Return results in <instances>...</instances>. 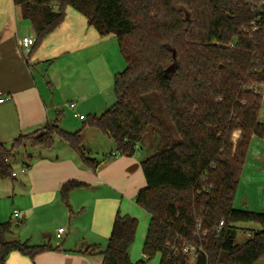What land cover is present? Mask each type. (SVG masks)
I'll list each match as a JSON object with an SVG mask.
<instances>
[{
    "label": "trees",
    "instance_id": "1",
    "mask_svg": "<svg viewBox=\"0 0 264 264\" xmlns=\"http://www.w3.org/2000/svg\"><path fill=\"white\" fill-rule=\"evenodd\" d=\"M35 31V49L60 26L68 6L100 35H115L126 67L114 78L115 103L89 115L70 132L59 117L40 129L0 141V178L14 179L13 160L27 147L52 148L61 138L87 168L83 130L111 138V155L134 156L153 139L156 151L141 165L146 186L136 203L150 216L144 259L132 261L138 218L116 212L105 248L76 251L102 256V264H259L264 257V211L235 208V197L254 137L264 139V0H14ZM255 22V25H253ZM176 66L174 70L172 67ZM239 135L235 137L236 133ZM31 166V154L27 155ZM88 184L69 180L60 198L71 216V193ZM259 223L244 241L237 224ZM23 221L19 222V224ZM0 219V264L12 252L31 259L60 251L50 242L32 244ZM186 247L194 252H185Z\"/></svg>",
    "mask_w": 264,
    "mask_h": 264
},
{
    "label": "crops",
    "instance_id": "2",
    "mask_svg": "<svg viewBox=\"0 0 264 264\" xmlns=\"http://www.w3.org/2000/svg\"><path fill=\"white\" fill-rule=\"evenodd\" d=\"M26 36L35 39L31 22L22 16L14 0H0V91L10 96L0 103L1 142L10 145L19 135L40 129L58 117L59 125L66 129V109L68 116L80 119L74 114L86 118L82 111L85 107L93 112L90 115H100L115 103L114 78L126 67L115 35H100L86 16L68 6L63 23L35 49L22 48L20 40ZM72 101L74 108L69 105ZM256 139L251 144L256 147L252 164L264 165V142ZM140 150L130 157L111 155L110 151L97 157L100 165L94 171L84 166L78 153L64 141L55 140L52 148L27 145L20 155L24 158L21 173L25 175L23 186L30 205L14 208L13 212L18 210L25 218L56 209L66 215L69 228L60 242L57 231L55 235L45 234L48 242L60 245L62 250L42 252L35 259L12 252L7 263L102 264V256H86L76 250L91 244L105 248L119 209L146 223L150 221L149 215L133 209L137 193L146 186ZM28 154L32 159L29 168ZM15 174L14 178L18 176ZM69 180L88 184L70 195V205L76 212L73 216L60 198V188ZM146 230L144 227L137 235L144 238ZM14 236L24 240L16 230Z\"/></svg>",
    "mask_w": 264,
    "mask_h": 264
},
{
    "label": "rangeland",
    "instance_id": "3",
    "mask_svg": "<svg viewBox=\"0 0 264 264\" xmlns=\"http://www.w3.org/2000/svg\"><path fill=\"white\" fill-rule=\"evenodd\" d=\"M81 104H79L80 106ZM105 109V108H104ZM84 114L88 117L90 113L87 108H83L82 110ZM260 120L264 122V100L262 103ZM84 125V120L73 118L72 115L67 114L66 109V130L70 132H75L81 129ZM85 132V131H84ZM83 132L84 146L86 153L93 157H103L104 154L109 153L112 150H115L116 146L114 141L101 134L99 131L94 129L86 130ZM238 136L236 133L235 137ZM55 140H58L59 143L63 142L59 137H56ZM256 140H260V142H264L262 139L257 137ZM27 145L30 148H39L33 147L30 141H27ZM156 143L153 139H147L144 143H142V148L140 153L143 155V158L150 156L152 153L156 151L155 147ZM252 150L248 154L246 163L242 170L240 184L235 197V208L237 209H247L253 211H264V165L260 164H252V158L254 151L256 150L255 143L252 145ZM21 154V153H20ZM18 155L13 160V168L14 171L18 173V176L14 179L0 178V219L2 221H11L13 224L14 230L16 233L20 235L24 240L30 239L33 243H43L44 241L48 242V238H45V234L47 235H55L57 228L59 226H64L65 228H69V223L66 222V215L62 216L58 214L55 210L52 209L49 211H45L42 215L36 214L35 216L27 215V217L23 218V223H17V220L12 217V212L14 208L23 209L22 206L30 205V199L28 195L25 193V188L23 183L25 182V175L21 173V167L23 164V156ZM133 209L137 210L141 215L148 216L149 214L140 207L136 201L133 203ZM137 212V213H138ZM70 215L68 214V218ZM137 217V216H136ZM138 218L139 225L138 231L144 230V227L148 231L149 222L146 223L143 218ZM74 220V219H73ZM238 230V241H244L249 237L248 232L253 230H259L263 227L259 223L255 222H240L237 224ZM144 238L138 236L136 234L135 242L131 247V259L132 261H138L144 259L143 257V246H144ZM66 238V234L64 236ZM46 239V240H45ZM53 243L55 239L52 240ZM62 241V240H61ZM108 243V242H107ZM107 246V244H106ZM105 246V247H106ZM98 257V255L96 256ZM160 255H157L155 258L151 260L145 259V264H159ZM259 264H264V257L259 261Z\"/></svg>",
    "mask_w": 264,
    "mask_h": 264
},
{
    "label": "built area",
    "instance_id": "4",
    "mask_svg": "<svg viewBox=\"0 0 264 264\" xmlns=\"http://www.w3.org/2000/svg\"><path fill=\"white\" fill-rule=\"evenodd\" d=\"M253 25H255V22H253ZM34 44H35V39L32 38V37H29V36L23 37V38L20 40V45L22 46L23 49H25V50H27V51H30V50L32 49V47L34 46ZM254 89H255L256 92L261 93V94L263 95V97H264V90L260 89L258 86H255ZM8 99H10V96H9V95H5V94H3V93L0 91V103H3V102H5V101L8 100ZM69 105H70L72 108H74V107H75V102L72 101V102H70ZM74 116H75V117H78V118H80V119H85V116L82 115V114H80V113H75ZM13 175L15 176L16 174L14 173ZM13 215H14L15 218L18 219V222H21V221L23 220V215H22V213H21L20 211L15 210V211L13 212ZM66 231H67V230H66V228H64V227H60V228H58V230H57V239H58L59 242L61 241V239H62V237H63V235H64V233H65ZM184 251H185V252H188V251H192V252H194L193 248H190V247H186V248L184 249Z\"/></svg>",
    "mask_w": 264,
    "mask_h": 264
},
{
    "label": "water",
    "instance_id": "5",
    "mask_svg": "<svg viewBox=\"0 0 264 264\" xmlns=\"http://www.w3.org/2000/svg\"><path fill=\"white\" fill-rule=\"evenodd\" d=\"M176 68V66L172 67L171 70H174Z\"/></svg>",
    "mask_w": 264,
    "mask_h": 264
}]
</instances>
